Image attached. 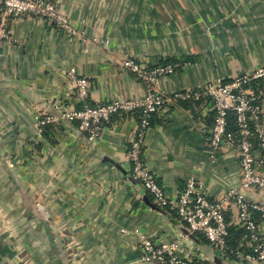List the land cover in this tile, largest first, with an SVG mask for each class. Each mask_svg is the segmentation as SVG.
Returning a JSON list of instances; mask_svg holds the SVG:
<instances>
[{"label": "crops", "instance_id": "obj_1", "mask_svg": "<svg viewBox=\"0 0 264 264\" xmlns=\"http://www.w3.org/2000/svg\"><path fill=\"white\" fill-rule=\"evenodd\" d=\"M49 1L67 12L79 36L23 16L8 17L12 38L0 39V264H136L135 230L159 243H172L181 232L178 255H193L198 264H249L220 260L131 178L127 152L138 113L114 116L97 142L64 122L44 138L37 122L80 107L66 76L71 67L88 80L89 106L147 94L121 67L127 58L148 68L187 62L153 90L168 95L257 68L264 63V0ZM212 120L209 99L176 102L153 116L142 157L166 195L176 196L190 177L211 200L239 187L234 152L210 158ZM246 197L264 202V194ZM234 214L229 208V224ZM253 219L264 240V218ZM69 238L75 244L67 248Z\"/></svg>", "mask_w": 264, "mask_h": 264}, {"label": "built area", "instance_id": "obj_2", "mask_svg": "<svg viewBox=\"0 0 264 264\" xmlns=\"http://www.w3.org/2000/svg\"><path fill=\"white\" fill-rule=\"evenodd\" d=\"M0 16L1 40L12 38V32L5 26L6 19L23 16H34L47 25L55 26L70 38L79 36L67 12L59 11L49 0H0ZM79 34L80 39L86 43L83 34ZM91 41L95 43L97 40L92 38ZM186 66H189L187 62H175L148 68L130 58L124 59L121 67L133 73L146 86L147 94L141 99H113L95 106L86 103L89 95L88 80L71 67L67 69L66 76L80 107L61 110L57 116L38 117V136H41V127L46 124L75 123L77 131L85 135L88 141L97 142L104 126L114 116L137 112L139 118L130 139L127 158L132 165L131 178L139 184L145 195L158 208L173 210L187 234L202 237L220 260H230L229 255L235 254L240 262L264 263V240L253 219L255 213L264 218V202L251 201L246 197V193L252 191L264 194V63L229 81L216 80L199 89L185 88L169 95L153 91L160 78L171 76L176 69ZM203 99H209L213 108L209 129L210 158L215 159L216 153L223 149L234 152L239 159L240 185L228 190L223 198L211 200L203 184L190 177L185 180L178 194L170 197L163 192L156 176L143 162L142 148L150 119L153 114L167 110L176 102H198ZM230 115L234 119V131L228 130ZM229 208L235 212L231 224L226 221ZM230 225L244 229L246 235L242 239L243 245L251 249V254L242 255L229 250L227 237ZM121 233L127 235L128 232L121 230ZM134 233L138 238L136 264H198L193 255H178L185 238L181 232L172 243L154 242L138 230ZM72 244L75 242L69 238L65 247Z\"/></svg>", "mask_w": 264, "mask_h": 264}, {"label": "trees", "instance_id": "obj_3", "mask_svg": "<svg viewBox=\"0 0 264 264\" xmlns=\"http://www.w3.org/2000/svg\"><path fill=\"white\" fill-rule=\"evenodd\" d=\"M164 65H166V64H164ZM181 103L189 104V103H195V102H181ZM154 115L155 114H153V116ZM153 116L151 117L150 122L152 121ZM138 118H139V114H138ZM150 122H149V124H150ZM52 126L53 125H51V124H46L43 127H41V131H42L41 136L44 138H48L49 136H51L52 135V132H51ZM228 130L234 131V119L231 115L228 118ZM40 147H41L40 142L33 144L34 150H39ZM245 235H246V232L244 231V229H241L240 227H237V226L230 225L228 227V237H227V246H228L229 250H232L234 253L239 252L242 255L251 254L252 253L251 249H249L245 245H243L242 239ZM196 237L200 238L202 241H205L200 236H196ZM229 259L230 260H237V257L235 254H233V255H229Z\"/></svg>", "mask_w": 264, "mask_h": 264}, {"label": "water", "instance_id": "obj_4", "mask_svg": "<svg viewBox=\"0 0 264 264\" xmlns=\"http://www.w3.org/2000/svg\"><path fill=\"white\" fill-rule=\"evenodd\" d=\"M187 233V232H186ZM192 239L196 240L195 237L193 235H189Z\"/></svg>", "mask_w": 264, "mask_h": 264}, {"label": "rangeland", "instance_id": "obj_5", "mask_svg": "<svg viewBox=\"0 0 264 264\" xmlns=\"http://www.w3.org/2000/svg\"><path fill=\"white\" fill-rule=\"evenodd\" d=\"M66 244H67V243H65V245H66ZM70 246H71V245H68V246H66V247L68 248V247H70Z\"/></svg>", "mask_w": 264, "mask_h": 264}]
</instances>
